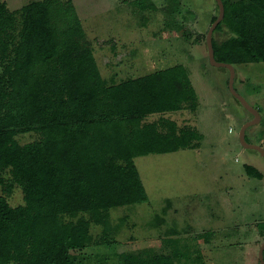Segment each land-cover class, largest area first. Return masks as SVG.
Masks as SVG:
<instances>
[{
	"label": "trees",
	"instance_id": "trees-1",
	"mask_svg": "<svg viewBox=\"0 0 264 264\" xmlns=\"http://www.w3.org/2000/svg\"><path fill=\"white\" fill-rule=\"evenodd\" d=\"M223 2L216 60L235 67L264 62V0ZM135 4L157 9L153 1ZM20 18L17 30L16 14L0 0V174L24 192L17 207L0 195V264H78L75 252L91 243L92 223L107 238L110 209L149 202L135 158L193 149L204 138L194 128L145 119L195 110L199 96L183 65L108 84L72 0L31 2ZM222 32L228 37L219 42ZM30 131L41 138L20 144L17 135ZM118 258L119 264L191 259L178 249Z\"/></svg>",
	"mask_w": 264,
	"mask_h": 264
},
{
	"label": "rangeland",
	"instance_id": "rangeland-1",
	"mask_svg": "<svg viewBox=\"0 0 264 264\" xmlns=\"http://www.w3.org/2000/svg\"><path fill=\"white\" fill-rule=\"evenodd\" d=\"M1 1L16 14L18 30L22 8L41 0ZM150 1L156 10L140 9L137 0H72L108 84L185 66L199 96L197 109L152 114L145 122H174L204 138L193 149L136 157L149 202L110 209L113 230L107 238L103 227L92 223L91 243L75 252L78 264H119L122 252L170 254L176 249L191 258L177 264H261L264 157L241 145L240 131L254 117L230 92L229 70L209 60L206 36L218 16L216 3L146 4ZM227 37V32L215 35L219 42ZM235 68L236 90L262 115L246 139L264 147V62ZM16 138L27 144L41 137L30 131ZM247 167L261 172L262 179L250 175ZM0 195L13 207L24 204L23 189L7 172L0 174Z\"/></svg>",
	"mask_w": 264,
	"mask_h": 264
},
{
	"label": "water",
	"instance_id": "water-1",
	"mask_svg": "<svg viewBox=\"0 0 264 264\" xmlns=\"http://www.w3.org/2000/svg\"><path fill=\"white\" fill-rule=\"evenodd\" d=\"M218 7H219V14L217 19L212 23L210 26L207 36H206V44L208 47V54H209V60L210 63L216 67H222L226 68L230 72V79H229V89L232 95L253 115V120L247 122L241 129L239 139L241 142V145L245 149L249 150H255L261 154L262 157H264V147L258 144L250 143L246 139L247 130L259 124L262 120V115L260 111L253 106H251L247 100L236 90L235 88V80H236V68L234 65L230 63H224L219 62L216 60L215 57V49L213 44V37L214 32L218 25L224 20L225 17V6L223 0H215ZM259 260L261 264H264V243L262 244L260 250H259Z\"/></svg>",
	"mask_w": 264,
	"mask_h": 264
}]
</instances>
